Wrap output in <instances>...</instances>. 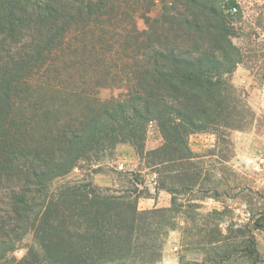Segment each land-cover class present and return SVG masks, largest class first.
I'll list each match as a JSON object with an SVG mask.
<instances>
[{"label":"trees","instance_id":"1","mask_svg":"<svg viewBox=\"0 0 264 264\" xmlns=\"http://www.w3.org/2000/svg\"><path fill=\"white\" fill-rule=\"evenodd\" d=\"M236 6L0 0V264L162 262L180 216L194 224L201 218L192 213L201 208L192 195L206 155L191 149L190 136L223 139L251 124L230 81L244 62ZM106 89L120 93L102 99ZM151 122L163 144L147 151ZM121 145L153 170L155 195L91 179L56 183L86 164L100 172ZM160 191L171 194L169 208L139 209L141 197ZM221 214L213 210L197 228L199 246L215 252L206 264L239 253L262 264L254 238L231 241L219 224L208 228ZM28 236L32 243L23 245Z\"/></svg>","mask_w":264,"mask_h":264},{"label":"rangeland","instance_id":"2","mask_svg":"<svg viewBox=\"0 0 264 264\" xmlns=\"http://www.w3.org/2000/svg\"><path fill=\"white\" fill-rule=\"evenodd\" d=\"M237 1L239 16L236 18L235 26L238 38L235 39V43L242 49L244 62L230 76V81L237 90L238 111H241L251 124L249 128L243 130L226 132L223 139H218L213 134L190 136L191 149L206 155L202 181L192 195L194 199H200L196 204L201 207L192 213L194 216L201 215V218L196 216L194 224L186 216H180L176 230L180 235L179 240L176 241L170 233L166 241L169 245L168 264L173 263L174 256L179 264H206L208 258L215 256V252L208 246L202 248L199 246L201 236L197 235V228H201L205 222L202 217L206 218L205 216L213 210H218L222 214L221 217L211 219L209 222L212 224L208 228H214L215 224H219L224 233L231 236V241H234L235 237H238V242L243 241V237L254 238L259 257L264 264V0ZM139 26L142 29L146 28L145 21H140ZM119 93L117 90L106 89L102 92L101 98L109 99ZM162 144L160 131L155 124L150 126L146 150L159 148ZM100 167V172L91 174V167L86 164L84 170L76 169L56 183L76 178L91 179L94 184L101 187L123 186L138 189L137 192L140 193H146V189L150 193H155L148 183L150 184L156 175L153 170L147 168L145 161L141 160L129 145L118 146L113 154L102 160ZM134 167L142 172L135 170ZM211 196H219V200L212 198L201 200L203 197ZM227 229L231 233H228ZM31 243L32 236H28L23 245ZM25 253L26 250L22 249L16 256L21 258ZM207 253L209 255H206ZM211 264L252 263L239 253L234 254L228 262Z\"/></svg>","mask_w":264,"mask_h":264},{"label":"crops","instance_id":"3","mask_svg":"<svg viewBox=\"0 0 264 264\" xmlns=\"http://www.w3.org/2000/svg\"><path fill=\"white\" fill-rule=\"evenodd\" d=\"M157 148V147H156ZM135 169V167H134ZM135 170H138V169H135ZM139 172H142L140 170H138ZM153 180L152 179L150 181V184L148 183V185L150 186V188L152 187V189L155 191V185L153 183ZM148 185H146L148 188ZM155 195V193H152ZM171 200H172V196L170 193L166 192V191H160L156 197H141L139 199V202H138V207L140 210H151V209H154V208H169L171 206ZM175 238L176 241L179 240L180 238V235L179 233H177V231H172L171 232V237ZM170 240H172L170 238ZM169 252V245L166 244L165 248H164V254H163V259H162V264H168V257H167V254ZM172 264H179V261L178 259L174 256V259H172Z\"/></svg>","mask_w":264,"mask_h":264},{"label":"built area","instance_id":"4","mask_svg":"<svg viewBox=\"0 0 264 264\" xmlns=\"http://www.w3.org/2000/svg\"><path fill=\"white\" fill-rule=\"evenodd\" d=\"M231 12L234 13V14H235V13H238V7H233V8L231 9ZM152 125H154V123L151 122V123H150V126H152ZM121 168H123V165L121 166Z\"/></svg>","mask_w":264,"mask_h":264}]
</instances>
